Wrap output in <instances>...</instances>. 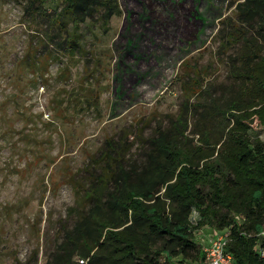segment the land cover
<instances>
[{"label":"rangeland","instance_id":"1","mask_svg":"<svg viewBox=\"0 0 264 264\" xmlns=\"http://www.w3.org/2000/svg\"><path fill=\"white\" fill-rule=\"evenodd\" d=\"M121 5L108 33L82 25L86 52L68 59L54 45L63 35L50 20L64 0H0V264H47L62 223L76 219L70 209L83 204L67 172L88 184V169H96L90 156L110 143L141 163L159 130L187 118L190 133L195 119L184 107L200 100L199 90L228 97L241 84V44L226 37L234 0ZM187 9L198 10L201 24L188 20ZM95 51L103 54L99 67ZM251 136L264 141V129ZM224 230L204 226L196 240Z\"/></svg>","mask_w":264,"mask_h":264},{"label":"trees","instance_id":"2","mask_svg":"<svg viewBox=\"0 0 264 264\" xmlns=\"http://www.w3.org/2000/svg\"><path fill=\"white\" fill-rule=\"evenodd\" d=\"M234 2L236 17L226 21L231 28L226 37L230 46L241 44L235 71L241 84L228 97L199 90L200 100L184 107L195 119L190 133L187 118L159 130L146 140L141 163L110 143L102 155L90 156L96 169H88V184L67 172L82 191L83 204L70 209L76 219L72 226L62 223L47 264H167L172 259L203 264L196 234L207 225L229 229L233 264H264L258 253L264 141L251 136L264 129V0ZM186 12L189 21L201 24L198 10ZM122 15L121 0H64L62 10L50 17L63 35L53 44L71 59L86 52L82 25L108 33L111 21ZM94 54L99 67L103 54Z\"/></svg>","mask_w":264,"mask_h":264},{"label":"built area","instance_id":"3","mask_svg":"<svg viewBox=\"0 0 264 264\" xmlns=\"http://www.w3.org/2000/svg\"><path fill=\"white\" fill-rule=\"evenodd\" d=\"M261 236L262 241L258 246V253L264 260V226ZM229 241L230 232L229 229H225L223 232L209 237L205 243L201 242L200 247L204 256L203 264H233V255L228 250Z\"/></svg>","mask_w":264,"mask_h":264},{"label":"crops","instance_id":"4","mask_svg":"<svg viewBox=\"0 0 264 264\" xmlns=\"http://www.w3.org/2000/svg\"><path fill=\"white\" fill-rule=\"evenodd\" d=\"M179 262H180V260H179Z\"/></svg>","mask_w":264,"mask_h":264}]
</instances>
